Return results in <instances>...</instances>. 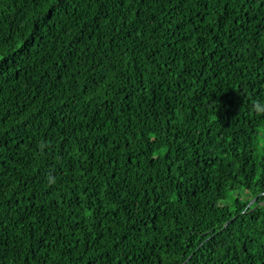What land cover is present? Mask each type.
I'll return each mask as SVG.
<instances>
[{"label": "trees", "instance_id": "trees-1", "mask_svg": "<svg viewBox=\"0 0 264 264\" xmlns=\"http://www.w3.org/2000/svg\"><path fill=\"white\" fill-rule=\"evenodd\" d=\"M51 3L0 0V264H264V0Z\"/></svg>", "mask_w": 264, "mask_h": 264}, {"label": "snow or ice", "instance_id": "snow-or-ice-1", "mask_svg": "<svg viewBox=\"0 0 264 264\" xmlns=\"http://www.w3.org/2000/svg\"><path fill=\"white\" fill-rule=\"evenodd\" d=\"M66 3V0H52V3L49 5V8H51V10L53 12L58 11L64 4ZM39 23L41 25H43L44 23H46V21L44 20L43 17L38 18ZM30 44L29 43H25L24 47H29ZM7 63L6 57L0 55V73H3L4 69H5V65Z\"/></svg>", "mask_w": 264, "mask_h": 264}, {"label": "clouds", "instance_id": "clouds-1", "mask_svg": "<svg viewBox=\"0 0 264 264\" xmlns=\"http://www.w3.org/2000/svg\"><path fill=\"white\" fill-rule=\"evenodd\" d=\"M254 110L258 114H264V98L254 102Z\"/></svg>", "mask_w": 264, "mask_h": 264}]
</instances>
